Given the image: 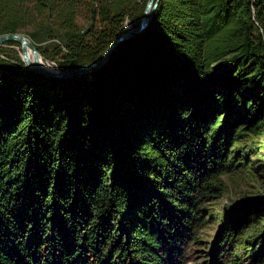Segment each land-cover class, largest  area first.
<instances>
[{
  "label": "trees",
  "instance_id": "trees-1",
  "mask_svg": "<svg viewBox=\"0 0 264 264\" xmlns=\"http://www.w3.org/2000/svg\"><path fill=\"white\" fill-rule=\"evenodd\" d=\"M146 2L0 0V34L71 68ZM14 44L0 45V264H185L215 221L210 264H264V190L210 204L251 150L264 167V0H159L75 76L25 66Z\"/></svg>",
  "mask_w": 264,
  "mask_h": 264
},
{
  "label": "rangeland",
  "instance_id": "rangeland-1",
  "mask_svg": "<svg viewBox=\"0 0 264 264\" xmlns=\"http://www.w3.org/2000/svg\"><path fill=\"white\" fill-rule=\"evenodd\" d=\"M83 14L86 13L84 12ZM83 14L77 20L80 25H85L87 22L86 16L88 15ZM131 26V20L127 18L124 22V27L130 28ZM6 46H11L21 56L20 45L14 44ZM43 62L46 65L55 67L54 62L50 59H43ZM249 153L246 164L239 165V169L235 173L220 177L223 189L218 197L214 198L210 203L217 213H223L227 205L235 203L243 195L248 196L264 190V167L262 164L260 165L255 155H253L252 150ZM217 229L218 223L215 221L201 232L200 241L197 243H188L184 258L185 264H210L214 254H211L209 248L211 242L209 243V241L213 239ZM217 260L214 264H222L224 258L217 257Z\"/></svg>",
  "mask_w": 264,
  "mask_h": 264
},
{
  "label": "water",
  "instance_id": "water-1",
  "mask_svg": "<svg viewBox=\"0 0 264 264\" xmlns=\"http://www.w3.org/2000/svg\"><path fill=\"white\" fill-rule=\"evenodd\" d=\"M159 0H147L143 13L137 26L128 28L120 33L114 40H112L105 50L96 59L86 62L71 68L59 69L53 66H48L43 62L42 56L37 50L34 42L25 34L21 32L0 34V45L8 41H18L21 46V59L25 66L45 74H55L59 76H75L85 72H89L100 67L108 58L113 48L123 39L143 29L150 21ZM27 47L32 51V57L26 53ZM42 60V61H41Z\"/></svg>",
  "mask_w": 264,
  "mask_h": 264
},
{
  "label": "bare ground",
  "instance_id": "bare-ground-1",
  "mask_svg": "<svg viewBox=\"0 0 264 264\" xmlns=\"http://www.w3.org/2000/svg\"><path fill=\"white\" fill-rule=\"evenodd\" d=\"M26 53H27V55L29 56V57H32V51H31V49L29 48V47H27V51H26ZM49 66V65H48Z\"/></svg>",
  "mask_w": 264,
  "mask_h": 264
}]
</instances>
